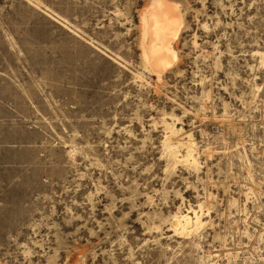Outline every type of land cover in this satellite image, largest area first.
I'll list each match as a JSON object with an SVG mask.
<instances>
[{"label":"rangeland","instance_id":"rangeland-1","mask_svg":"<svg viewBox=\"0 0 264 264\" xmlns=\"http://www.w3.org/2000/svg\"><path fill=\"white\" fill-rule=\"evenodd\" d=\"M154 1L0 0V264H264V0H167L160 71Z\"/></svg>","mask_w":264,"mask_h":264},{"label":"bare ground","instance_id":"bare-ground-1","mask_svg":"<svg viewBox=\"0 0 264 264\" xmlns=\"http://www.w3.org/2000/svg\"><path fill=\"white\" fill-rule=\"evenodd\" d=\"M153 5L154 8L145 19L144 54L148 62L160 71L176 56L173 43L182 24V15L177 6L167 0H155ZM170 151L176 157L175 150L171 148ZM191 220L192 217L186 213L177 217L175 222L187 225ZM198 221L199 218L196 220L197 224Z\"/></svg>","mask_w":264,"mask_h":264}]
</instances>
